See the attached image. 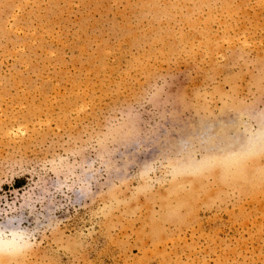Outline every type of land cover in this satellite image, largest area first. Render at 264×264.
I'll use <instances>...</instances> for the list:
<instances>
[{
	"label": "rangeland",
	"instance_id": "obj_1",
	"mask_svg": "<svg viewBox=\"0 0 264 264\" xmlns=\"http://www.w3.org/2000/svg\"><path fill=\"white\" fill-rule=\"evenodd\" d=\"M0 264H264V0H0Z\"/></svg>",
	"mask_w": 264,
	"mask_h": 264
}]
</instances>
